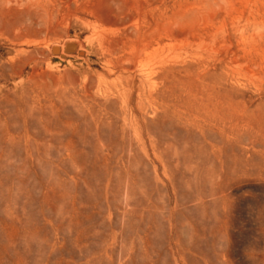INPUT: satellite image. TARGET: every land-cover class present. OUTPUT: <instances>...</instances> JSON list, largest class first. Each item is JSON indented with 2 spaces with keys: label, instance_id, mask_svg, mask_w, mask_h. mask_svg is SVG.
Returning <instances> with one entry per match:
<instances>
[{
  "label": "rangeland",
  "instance_id": "obj_1",
  "mask_svg": "<svg viewBox=\"0 0 264 264\" xmlns=\"http://www.w3.org/2000/svg\"><path fill=\"white\" fill-rule=\"evenodd\" d=\"M0 264H264V0H0Z\"/></svg>",
  "mask_w": 264,
  "mask_h": 264
},
{
  "label": "water",
  "instance_id": "obj_2",
  "mask_svg": "<svg viewBox=\"0 0 264 264\" xmlns=\"http://www.w3.org/2000/svg\"><path fill=\"white\" fill-rule=\"evenodd\" d=\"M72 47H74V44H73V43H69V44L66 45L65 50H66V51H69V49H71ZM53 51L56 52V51H57V48L54 47V48H53Z\"/></svg>",
  "mask_w": 264,
  "mask_h": 264
},
{
  "label": "bare ground",
  "instance_id": "obj_3",
  "mask_svg": "<svg viewBox=\"0 0 264 264\" xmlns=\"http://www.w3.org/2000/svg\"><path fill=\"white\" fill-rule=\"evenodd\" d=\"M146 42V41H145Z\"/></svg>",
  "mask_w": 264,
  "mask_h": 264
}]
</instances>
